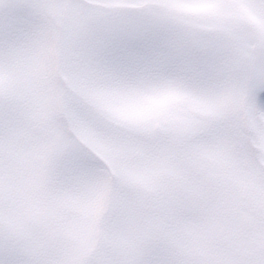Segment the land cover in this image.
Returning a JSON list of instances; mask_svg holds the SVG:
<instances>
[{
  "label": "snow or ice",
  "instance_id": "6c2138e0",
  "mask_svg": "<svg viewBox=\"0 0 264 264\" xmlns=\"http://www.w3.org/2000/svg\"><path fill=\"white\" fill-rule=\"evenodd\" d=\"M0 264H264V0H0Z\"/></svg>",
  "mask_w": 264,
  "mask_h": 264
}]
</instances>
